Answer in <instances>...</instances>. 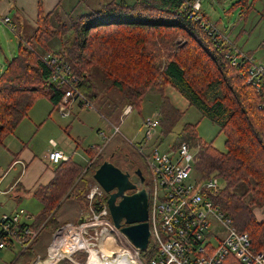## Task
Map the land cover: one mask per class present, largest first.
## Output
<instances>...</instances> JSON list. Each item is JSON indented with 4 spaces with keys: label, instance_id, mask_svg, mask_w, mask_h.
Masks as SVG:
<instances>
[{
    "label": "trees",
    "instance_id": "1",
    "mask_svg": "<svg viewBox=\"0 0 264 264\" xmlns=\"http://www.w3.org/2000/svg\"><path fill=\"white\" fill-rule=\"evenodd\" d=\"M257 1L238 0L233 7H240L246 18ZM186 2L114 0L82 14L76 10L40 12L34 33L20 41L17 56L0 73V144L16 132L38 100L46 99L54 108L61 102L67 88L53 80L52 67L42 60L48 51L59 64L70 65L79 89L92 103L99 102L108 118L126 105L139 109L149 93L163 97L166 87L172 86L226 137L225 151H220L212 143L201 142L198 124H185L175 144L188 141L197 150L196 175L221 182L209 194L214 206L232 219L238 232L250 236L254 251H264V220L259 221L255 214L264 207V91L247 84L249 66H232L226 58L229 48L220 47L223 43L215 42L204 30L202 24L208 18L204 15L198 21ZM180 38L185 40L183 44L178 42ZM55 41L60 42L58 50L53 49ZM100 74L110 83L107 94L116 91L121 105L101 94L95 81ZM165 104L164 100L161 112L166 123L172 114L169 105L164 109ZM98 149L87 153L90 156ZM114 158L115 154L112 163ZM104 161L100 158L92 168L74 160L55 167L52 181L33 193L43 206L45 228L58 226L54 214L62 201L83 176L93 178ZM117 164L121 169V161ZM240 186H246L244 193L238 191ZM107 200L94 205L99 208ZM157 252L154 246L142 251L143 261L148 263ZM33 253V248L20 252L12 264ZM223 264L241 263L230 256Z\"/></svg>",
    "mask_w": 264,
    "mask_h": 264
},
{
    "label": "built area",
    "instance_id": "2",
    "mask_svg": "<svg viewBox=\"0 0 264 264\" xmlns=\"http://www.w3.org/2000/svg\"><path fill=\"white\" fill-rule=\"evenodd\" d=\"M186 1L187 10L194 14L193 16L198 21L204 19L201 12L202 0ZM0 21L8 29L15 30L9 17L2 16ZM202 26L215 42L223 43L219 45L220 47L229 48L226 58L232 66H249L247 84L257 90L264 91V65L255 62L253 57L232 46L209 21L204 22ZM42 60L52 67L53 80L67 88L57 107L62 116L69 115V108L73 104H81L88 110L97 111L94 103L79 89L78 77L71 72L69 64L65 62L59 64L58 58L49 55L43 56ZM133 110L132 105L124 107L119 125L108 121L113 128L112 135L123 136L121 133L123 120ZM160 126V116L145 120L141 125L143 139L140 143L128 141L123 136L146 162L151 174V187L148 193V224L150 228L148 248L157 247L156 256L148 263L143 261L142 251L115 227L107 202H103L99 208L95 207V203L99 204L108 197V194L97 183L94 189H89L86 192V200L90 206L86 222L81 225L76 223V227L68 224L64 229H81L87 225L86 232L89 229L94 230L89 227V224L97 220L103 221L105 229L111 233L117 247V255L113 261L126 255L133 264H223L231 256L241 264H264V251H254L250 236L238 232L232 220L214 206L209 194L220 188V180L216 177L206 180L196 175L194 161L197 150L188 141L170 146L168 151H161ZM102 136L107 138L104 134ZM49 143L52 147V150L47 153L49 166L55 168L72 160V156L59 149L55 141L51 140ZM17 163L23 167L24 172L25 164ZM5 177L6 173L0 175V195L10 193L14 189L11 187L7 192L2 190V181ZM25 218L27 215L24 210L3 214L0 217V234L3 235L0 238V251L13 248L18 244L23 252L34 244L40 234V229H32L24 220ZM85 232L82 234L83 237H85ZM101 233L102 230L97 236L99 237ZM56 236L57 233L48 248V258L51 256ZM97 238L92 240L95 241ZM75 252L61 258L57 264H60L64 259L73 260L72 256ZM113 254L114 252L108 257ZM42 259L38 257L32 264H37Z\"/></svg>",
    "mask_w": 264,
    "mask_h": 264
},
{
    "label": "rangeland",
    "instance_id": "3",
    "mask_svg": "<svg viewBox=\"0 0 264 264\" xmlns=\"http://www.w3.org/2000/svg\"><path fill=\"white\" fill-rule=\"evenodd\" d=\"M237 1L238 0H202L201 12L204 15L208 16L211 25H214L217 22L216 24H218L217 26L219 28H222L224 25L232 26L236 23L239 17V13L241 11L240 7H236V8L233 7V5ZM100 8H103V6ZM85 12L86 11L78 12V14H82ZM220 17L222 20L221 19L219 20ZM25 32L31 34L32 30L28 29L25 30ZM178 42L183 44L185 40L180 38ZM17 46H18V38L14 35V33L10 32L6 28L0 27V73L4 71L7 62L11 61L17 56V52H18ZM53 47L54 50H58L60 48V42L55 41ZM48 53L50 55V51H48ZM95 81L98 84V86H100L101 88L100 89L101 94L104 97H107V95H109V97H111L112 100L115 101L113 97H117V93L116 91H109L107 94V89L110 83L105 80L104 76L101 74L96 75ZM162 98L159 95L149 93L146 96V99L143 102L142 107L139 109L134 108V111L130 115L124 118L123 124L121 126V133L128 141L131 140L134 143H139L140 140L143 139V133L141 132L142 119L146 117L149 113H151V111H155L156 109V112L158 111L161 114L160 116L161 125L163 123V127L160 126L161 139L159 142H160L161 151H168L170 146L175 145L176 136L181 131L182 127L186 123H190V122L192 124H198L197 133H198V137L201 139V142L203 144L206 143L209 145L212 143L213 147L217 148L220 151H225V141H226L225 135L223 133L218 134L219 131L218 127L215 124H213L209 119L203 118L199 110L196 108L192 107L191 110L186 115L178 117V119H173V121H171L170 123L169 121L165 123L163 120L164 114L161 112V104H160L162 100L164 101V98L163 99ZM177 99H179V101L181 100L179 96H177ZM40 100H38L34 104L35 106H33L34 108L30 115L31 119L26 118L19 127L20 132L23 135V138L25 139V141L28 142L38 140L40 138H46L48 140L49 137L48 133L50 132L51 121H46V126H48V129H46L47 127H44V129L40 133H38V127L41 125V122L48 119V115L46 117V115L44 116L42 113L44 110L43 105H48L49 107L52 108L54 107L48 100L46 99H40ZM94 105H96V108L98 112L102 115V117L94 110H87L81 113L79 112L80 113L79 115L73 113V116L70 119H62L60 115H55V113L52 116L53 121H56L58 125L64 128H68L71 125V129L74 130L75 134H83L84 140L81 148L83 149V153L86 151L87 156H84L85 157L84 158L82 156L83 153L82 154L80 153L76 155L74 161L80 163L84 168H92L100 162V158H102V161L113 160L112 159L113 154H115V158H114L115 165H118L117 164L118 161L127 162L128 160L132 159L134 162H136V164L142 171L143 176L146 179L145 188L149 193L151 187L150 185L151 174L146 162L138 155V153L133 149L130 143L124 139L123 136L112 135L113 128L107 122L109 120L110 122L119 125L122 119V111L125 106L121 109V114L118 120H115L108 118L102 114L100 110L99 102L95 103ZM167 106L168 105L165 104L164 109H166ZM168 111H170L169 108ZM37 116H39L38 117L39 121L36 122ZM104 117L107 119H105ZM34 121L36 122L35 128L32 127V122ZM165 128L168 130L167 132L165 131ZM62 133H64V129L62 130ZM102 134H104L107 138L105 139L104 136H102ZM135 136L136 138H134ZM9 138L6 140L5 145L9 144V142L13 140L12 137ZM103 142L105 145L102 146V149L99 146L98 150H95V152L92 155L88 156L87 153L88 149H92L98 145H101ZM2 153L3 150L0 148V157ZM6 164L7 162L3 164V170H5ZM5 171H7V169ZM11 179H12V174L8 177L6 183H8ZM85 183H87L86 187H85ZM95 186H96V182L94 178H91L90 176H83L81 180L77 181L73 192L70 194V196L67 199L62 201V203L56 210V213L54 214V218L57 221H59V224L56 228L51 229L44 227L45 219L41 216L43 206L36 199L34 198L28 199L22 205L20 204L21 205L20 208H23L26 211H28L30 214L34 215V220H33L34 225L40 226L39 228L40 232L43 230V233L45 234L47 232H52L54 230L53 231L54 232L53 237H54L56 233L58 235L59 233H61L62 230H64L65 232L69 229H73V228L64 229L68 224H72V226L76 227L77 220L81 219L82 217L86 218L88 216L90 206L88 200H86V192L89 189L90 190L94 189ZM246 189H247L246 186H240L238 188V191L240 193H244ZM2 200L5 201V199L1 197L0 201ZM6 206L8 209H6V211L4 212L9 211L10 209L8 205ZM104 229L105 227L102 226L99 228H94V230L89 229L86 232L81 230L78 231L76 230L77 231L76 233L79 232L83 234L85 232L84 236L87 239L85 243H87V245L91 244L93 245V247L89 249L87 246V248L85 249L76 251L72 256L75 264H86L90 257L91 251L94 250L98 251L101 257L103 256V253L105 254V252H107L106 251L107 248L106 247L104 248L101 242L102 235L100 234L99 237L97 236L100 233V231L101 230L103 231ZM46 230L47 232H45ZM50 234L52 235V233H49V238L51 239L52 236ZM62 235L63 234H61L59 238H61ZM41 236L42 234L40 235V238ZM73 236L74 235L72 234L71 236L72 239ZM93 238H97V239L93 241L92 240ZM38 239L39 236L35 240L34 244L38 241ZM40 241L42 243L41 239ZM51 243L48 245L47 251L49 246H51ZM150 243L152 244V241H150ZM33 245L30 248L34 249V253L31 256L23 259L19 264H32L38 257L41 258L46 257L47 255L46 253L42 255H38L40 251L37 246L35 247ZM110 247H112L110 248V250L112 251V253L114 251V254L108 259L113 260L116 258L117 255V247L114 243ZM20 252H21V247L18 244H16L13 248H6L1 250L0 264H12L17 258V256H19ZM74 263L70 262L68 259H64L63 261H61L60 264H74Z\"/></svg>",
    "mask_w": 264,
    "mask_h": 264
},
{
    "label": "crops",
    "instance_id": "4",
    "mask_svg": "<svg viewBox=\"0 0 264 264\" xmlns=\"http://www.w3.org/2000/svg\"><path fill=\"white\" fill-rule=\"evenodd\" d=\"M112 1L114 0H0V17H9L11 23L15 27V30L12 31L8 29V27L2 24L1 21L0 27L6 28L10 32L14 33V35L18 38L17 47H19V43L21 40L27 39L34 33L33 31L37 28V21L40 12L44 13L45 15L55 10L66 13L74 12L75 10L79 12H89L92 10H98L100 9V7L107 5ZM127 1L133 3L135 0ZM206 17L208 18V16ZM220 19L221 17L219 18V20ZM208 21L210 22L209 18ZM216 23L214 24V26L218 29V32L222 36H224L232 46L244 51L247 55L253 57L255 62L264 65V0H258L255 3L254 10L246 18H244V14H242V11H240L236 23L232 26L224 25L222 28H219L217 26L218 24ZM28 29L32 30L31 34L25 32V30ZM231 48L233 49V47ZM177 96L181 98L180 101L179 99H177ZM163 98L168 102L173 119H178V117L186 115L192 108L187 99H185L172 86L166 87ZM114 99L115 101H113L112 103H114L116 106L122 104L117 97H114ZM162 101L160 102V104H162ZM43 107L44 110L42 113L44 116L46 115V117L48 115V119L41 122V125L38 127V133H40L44 129V127H47L46 129H48V126H46V121H51L48 140L46 138H40L34 141H25L19 128L22 124L21 123L16 132L13 135L9 136L12 137V141L9 142V144L5 145L6 140L9 138L7 137L3 144H0V148L3 150V153L0 157V175L6 173V177L2 181L1 188L3 191L7 192L11 187H14L12 192L0 195V198L2 197L3 199H5V201H0V217L3 214H12L19 210H24L27 215V218H25L24 220L28 225L34 224V215L30 214L25 209L20 208V206L28 199L34 198L33 193L39 186L49 184L54 178L55 168L49 166L47 163V153L52 150L49 142L51 140L55 141L59 149L64 150L66 153L72 156V160H74L76 155L83 153V149L81 148L84 140L83 134H75L74 130L71 129V125L68 128H64L58 125L56 121H53L52 116L55 113V115H60L62 119H70L72 118L73 113L79 115L81 112L87 111L88 109L83 107L81 104H73L69 108V115L62 116L57 108H52L48 105H43ZM33 108L31 109L27 119H31L30 115ZM96 112L102 117L98 110ZM120 114L121 110L118 108L111 119L118 120ZM156 116H161V114L158 111L156 112L155 109V111H151V113H149L142 119V123L145 120L153 119ZM38 117L39 116L36 117V122L39 121ZM172 117H169L167 121L171 122ZM36 122H32L33 128L36 127ZM186 124L192 123L190 122ZM161 126L163 127V123ZM63 129L64 133H62ZM165 130L167 129L165 128ZM136 136L134 138H136ZM141 141L142 140H140V142ZM103 145H105L104 142L98 146H100V148L102 149ZM82 156H87L86 151L82 154ZM6 162L7 164L5 170L7 169V171L3 170V164ZM17 162H22L23 164H25L24 172L23 167ZM11 174L12 179L8 183H6L8 177ZM6 205H8L10 209L9 211L4 212L6 211V209H8ZM255 214L259 221H263L264 207L261 209H256ZM53 231L47 232L46 230L45 232L47 233L45 234L43 233V230L40 232L38 241L33 245L35 247H38L40 251L38 255H42L44 253L47 254V247L52 241L54 233ZM49 233H52V235L50 234L52 236L51 239L49 238ZM41 234L42 236L40 238ZM40 239L42 240V243ZM70 262L74 263L73 260H70Z\"/></svg>",
    "mask_w": 264,
    "mask_h": 264
},
{
    "label": "water",
    "instance_id": "5",
    "mask_svg": "<svg viewBox=\"0 0 264 264\" xmlns=\"http://www.w3.org/2000/svg\"><path fill=\"white\" fill-rule=\"evenodd\" d=\"M137 175L144 183L141 170L137 171ZM93 178L109 196L107 206L115 227L141 251L147 250L150 239L147 190L138 188L131 181L130 174L122 171L110 160L101 164ZM129 192L132 193L129 194ZM86 218L77 220V224L85 223ZM47 259L48 256L37 264H45Z\"/></svg>",
    "mask_w": 264,
    "mask_h": 264
},
{
    "label": "bare ground",
    "instance_id": "6",
    "mask_svg": "<svg viewBox=\"0 0 264 264\" xmlns=\"http://www.w3.org/2000/svg\"><path fill=\"white\" fill-rule=\"evenodd\" d=\"M227 218H229V217H227ZM229 219H231V218H229ZM86 226H83L81 229H75V230L66 228L69 230H67L65 232H64V230H62L61 233H59L57 235L56 240H55V244L53 245L52 250H51V256L46 260L45 264H57V262L61 258L67 257L71 252H75V251H78L81 249H85V248H87V246L89 249H91V247H93V245H91V244L87 245V243H85L87 239L85 237H83L82 233H79V232L76 233L78 230L85 231ZM102 226H105V224L101 220H97L96 222L89 224V227H91V228H99ZM61 234H63V235L61 238H59V236ZM72 234L74 235L73 239L71 237ZM101 235H102L101 242H102L104 248L105 247L107 248V250H106L107 252H105V254L103 253V256H102L103 259H102L101 255H99L98 251H96V250L91 251L90 257H89L88 262L86 264H133L131 262V260L126 255L121 256L120 258H118L115 261L109 260L108 256H110L112 254V251L110 250V248H112V247H110V246L114 243V241H113V238L111 236V233L108 232V230H106V229H104L102 231ZM66 236H68V237H66ZM110 251H111V254H110Z\"/></svg>",
    "mask_w": 264,
    "mask_h": 264
},
{
    "label": "flooded vegetation",
    "instance_id": "7",
    "mask_svg": "<svg viewBox=\"0 0 264 264\" xmlns=\"http://www.w3.org/2000/svg\"><path fill=\"white\" fill-rule=\"evenodd\" d=\"M121 165H122V170L129 173L130 174V179L131 181L136 184L138 186V188L140 189H146L145 188V183H146V179L144 177V183H142L140 181V178L137 175V171L140 170V168L138 167V165L136 164V162H134L132 159L128 160L127 162H123L121 161ZM142 172V171H141ZM147 190V189H146ZM132 192H129V194H131Z\"/></svg>",
    "mask_w": 264,
    "mask_h": 264
}]
</instances>
